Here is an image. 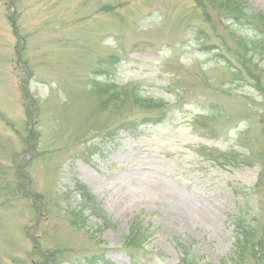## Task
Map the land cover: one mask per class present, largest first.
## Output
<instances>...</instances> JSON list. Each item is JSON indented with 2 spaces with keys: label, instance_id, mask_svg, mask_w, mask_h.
I'll return each mask as SVG.
<instances>
[{
  "label": "rangeland",
  "instance_id": "rangeland-1",
  "mask_svg": "<svg viewBox=\"0 0 264 264\" xmlns=\"http://www.w3.org/2000/svg\"><path fill=\"white\" fill-rule=\"evenodd\" d=\"M99 257L264 264V0H0V264Z\"/></svg>",
  "mask_w": 264,
  "mask_h": 264
},
{
  "label": "trees",
  "instance_id": "trees-1",
  "mask_svg": "<svg viewBox=\"0 0 264 264\" xmlns=\"http://www.w3.org/2000/svg\"><path fill=\"white\" fill-rule=\"evenodd\" d=\"M228 19V18H227ZM227 21V20H226ZM13 22H11L12 24ZM262 36V34H261ZM25 95V96H24ZM23 100H22V106H26L24 103L26 101V91H24ZM25 108V107H24ZM25 116L28 118V109L25 110ZM139 224L136 221H132L129 226V231L127 232V236H125V240H122V249L127 254L129 260H135V257L142 253L144 243L146 241V238L144 236L145 233H147V230H144V233L142 232L141 235L137 236ZM141 237V240L138 237ZM140 241V243H139ZM141 244V246H140ZM95 260L101 261L102 263L110 264L106 260L101 259V257L96 258Z\"/></svg>",
  "mask_w": 264,
  "mask_h": 264
}]
</instances>
